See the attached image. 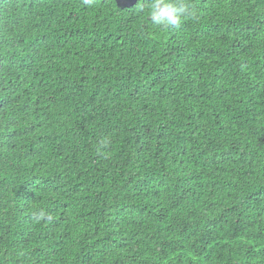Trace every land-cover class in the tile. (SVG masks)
<instances>
[{"label":"trees","instance_id":"16d2710c","mask_svg":"<svg viewBox=\"0 0 264 264\" xmlns=\"http://www.w3.org/2000/svg\"><path fill=\"white\" fill-rule=\"evenodd\" d=\"M0 0V264H264V0Z\"/></svg>","mask_w":264,"mask_h":264},{"label":"clouds","instance_id":"9594fccd","mask_svg":"<svg viewBox=\"0 0 264 264\" xmlns=\"http://www.w3.org/2000/svg\"><path fill=\"white\" fill-rule=\"evenodd\" d=\"M84 3L90 4L91 0H84ZM135 9L138 14L147 12L148 19L161 27L178 26L182 18L192 14L182 0H138Z\"/></svg>","mask_w":264,"mask_h":264},{"label":"water","instance_id":"95a60500","mask_svg":"<svg viewBox=\"0 0 264 264\" xmlns=\"http://www.w3.org/2000/svg\"><path fill=\"white\" fill-rule=\"evenodd\" d=\"M119 9L130 8L134 6L138 0H113Z\"/></svg>","mask_w":264,"mask_h":264}]
</instances>
